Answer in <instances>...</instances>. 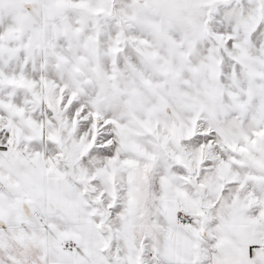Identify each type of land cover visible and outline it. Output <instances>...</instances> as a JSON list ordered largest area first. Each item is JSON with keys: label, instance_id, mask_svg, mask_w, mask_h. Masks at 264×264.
<instances>
[{"label": "snow or ice", "instance_id": "obj_1", "mask_svg": "<svg viewBox=\"0 0 264 264\" xmlns=\"http://www.w3.org/2000/svg\"><path fill=\"white\" fill-rule=\"evenodd\" d=\"M0 264H264V0H0Z\"/></svg>", "mask_w": 264, "mask_h": 264}]
</instances>
